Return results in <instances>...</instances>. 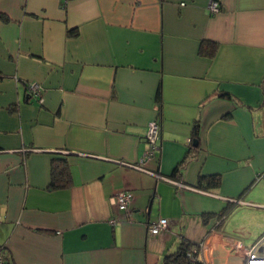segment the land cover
<instances>
[{
  "label": "crops",
  "instance_id": "obj_1",
  "mask_svg": "<svg viewBox=\"0 0 264 264\" xmlns=\"http://www.w3.org/2000/svg\"><path fill=\"white\" fill-rule=\"evenodd\" d=\"M209 1L0 0L5 262L161 264L183 238L202 264H244L237 243L264 234V0ZM54 157L71 178L49 188Z\"/></svg>",
  "mask_w": 264,
  "mask_h": 264
},
{
  "label": "built area",
  "instance_id": "obj_2",
  "mask_svg": "<svg viewBox=\"0 0 264 264\" xmlns=\"http://www.w3.org/2000/svg\"><path fill=\"white\" fill-rule=\"evenodd\" d=\"M209 11L216 12L220 9V5L217 0H210L208 3ZM26 88L28 93L34 96L39 95V85L36 82H27ZM159 136L158 123L152 121L148 124L147 131L145 133V138L149 146V150L145 151L143 157L140 159L144 163L148 158H150L152 152L156 148V140ZM137 168L145 171L146 173L159 176L154 171L143 167L142 165H136ZM167 179V178H165ZM174 182V181H173ZM133 200V193L130 190H122L113 195L112 201L115 204L117 210L128 211V204ZM115 218L111 219L114 222ZM166 218H159L156 222L151 223L149 226V231L152 234L158 233L167 224ZM237 249L242 251L244 254V264H260L264 263V234H262L259 239L250 247H244L241 243H237ZM1 249V248H0ZM0 264H9L5 262L1 255L0 250Z\"/></svg>",
  "mask_w": 264,
  "mask_h": 264
},
{
  "label": "trees",
  "instance_id": "obj_3",
  "mask_svg": "<svg viewBox=\"0 0 264 264\" xmlns=\"http://www.w3.org/2000/svg\"><path fill=\"white\" fill-rule=\"evenodd\" d=\"M217 47V43L213 40H203L198 48V53L205 56H212ZM198 141L196 131L193 133V139ZM198 143V142H197ZM197 146V145H196ZM195 147L191 143L190 148ZM176 168L174 169V171ZM69 165L64 157H54L51 161L49 188L62 187L70 181ZM219 175H201L199 177L198 186H215L219 184ZM2 252L3 248L0 246ZM194 244L186 239H180V243L174 251H168L164 254L161 264H202L198 262Z\"/></svg>",
  "mask_w": 264,
  "mask_h": 264
},
{
  "label": "water",
  "instance_id": "obj_4",
  "mask_svg": "<svg viewBox=\"0 0 264 264\" xmlns=\"http://www.w3.org/2000/svg\"><path fill=\"white\" fill-rule=\"evenodd\" d=\"M29 95H31L30 93H29ZM192 143H193V145L194 146H196L197 145V141H196V139H194L193 141H192ZM159 175V174H158ZM157 177H160V178H166V177H164V176H162V175H159V176H157ZM149 209H150V203L148 204V209H147V211L149 212Z\"/></svg>",
  "mask_w": 264,
  "mask_h": 264
},
{
  "label": "clouds",
  "instance_id": "obj_5",
  "mask_svg": "<svg viewBox=\"0 0 264 264\" xmlns=\"http://www.w3.org/2000/svg\"><path fill=\"white\" fill-rule=\"evenodd\" d=\"M260 264H264V263H260Z\"/></svg>",
  "mask_w": 264,
  "mask_h": 264
}]
</instances>
